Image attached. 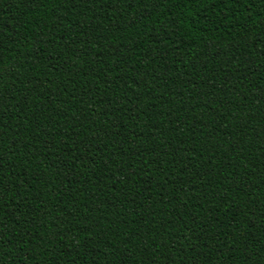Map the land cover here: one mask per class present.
I'll list each match as a JSON object with an SVG mask.
<instances>
[{"label": "trees", "instance_id": "trees-1", "mask_svg": "<svg viewBox=\"0 0 264 264\" xmlns=\"http://www.w3.org/2000/svg\"><path fill=\"white\" fill-rule=\"evenodd\" d=\"M0 264H264V0H0Z\"/></svg>", "mask_w": 264, "mask_h": 264}]
</instances>
